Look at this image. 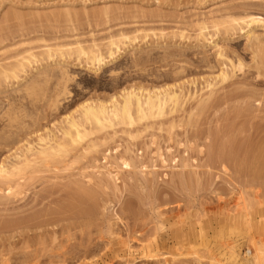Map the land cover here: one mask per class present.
Returning a JSON list of instances; mask_svg holds the SVG:
<instances>
[{
	"label": "rangeland",
	"instance_id": "rangeland-1",
	"mask_svg": "<svg viewBox=\"0 0 264 264\" xmlns=\"http://www.w3.org/2000/svg\"><path fill=\"white\" fill-rule=\"evenodd\" d=\"M252 16L264 0H0V264H264V29L248 38ZM165 86L182 100L165 115L38 158L85 100Z\"/></svg>",
	"mask_w": 264,
	"mask_h": 264
},
{
	"label": "bare ground",
	"instance_id": "bare-ground-1",
	"mask_svg": "<svg viewBox=\"0 0 264 264\" xmlns=\"http://www.w3.org/2000/svg\"><path fill=\"white\" fill-rule=\"evenodd\" d=\"M230 16V15H229ZM233 17V16H232ZM237 18V17H236ZM242 18V17H241ZM241 18H237V20L236 19H234V18H232L231 20L232 21H238L239 19H241ZM251 18V19H250ZM250 18H248L249 20H245V25L249 28L247 31H246V34H247V36H248V38H259L260 39V36H259V34L257 35V33L255 32V30H254V26H261L263 29H264V18H262V17H260V16H252V17H250ZM226 20H227V18H225ZM232 21H230V22H232ZM241 21H244V19L243 20H241ZM239 22L240 21H238L237 23L239 24ZM236 23V22H235ZM234 23V25L236 26V24ZM230 26H232L231 24H230ZM229 26L227 25V28H228ZM233 28H234V26H233ZM241 28H244L243 26L241 27ZM231 29H232V27H231ZM228 30V29H227ZM259 36V37H258ZM254 39V40H255ZM261 40V39H260ZM259 42V41H258ZM113 43H115L114 41H113ZM259 44H260V42H259ZM80 49V50H79ZM78 49V51H80L81 52V55L83 54H85V56H88L87 57V59L88 60H91V63H92V65L93 64H95V63H97L99 66H101L102 64H104V63H107V61H104V57H102V56H99V55H97V54H99V53H96L95 52V54L93 53V55L91 54L92 52H88L87 50H84V49H81V47ZM111 50V49H110ZM77 51V52H78ZM109 53H111V57H113V52H109ZM88 54V55H87ZM81 55L79 54V56H78V58H80L81 57ZM223 53L222 52H220L219 53V56L220 57H223ZM115 57V56H114ZM114 57H113V59H114ZM81 59V58H80ZM27 60H29V58H27ZM112 60V59H111ZM21 62V64H22V67L25 65H23V63H25V62H22V61H20ZM104 62V63H103ZM89 63H90V61H89ZM20 64V63H19ZM21 64H20V67H21ZM242 64V62L240 63V65ZM94 67H96V65L94 66ZM232 67H233V65H232ZM15 68H17L18 69V67H15ZM99 68V67H98ZM234 68V67H233ZM17 69H12V70H15V71H13V74H14V72H16V70ZM5 70V69H4ZM3 70V71H4ZM8 70H10V69H8ZM8 70H5V72H9ZM230 71V70H229ZM234 71V70H233ZM5 72H4V74H3V72H1L3 75H4V77L6 76V75H10L11 76V71H10V73H6V75H5ZM232 73V72H231ZM231 73H230V75H231ZM12 74V75H13ZM16 74V73H15ZM13 75V77H15V76H17V74L16 75ZM8 75V76H9ZM220 75V74H219ZM221 78H223V79H227V77L229 76V73H228V71L225 69V70H222V73H221ZM12 77V76H11ZM6 78H7V76H6ZM17 78V77H16ZM8 79H10V77H8ZM167 85V84H166ZM171 85H173V84H170V86ZM166 87V86H165ZM164 87V88H165ZM172 87V86H171ZM141 88V87H140ZM138 89L137 90V87L135 88V89H133V87H132V89H129V90H126L125 89V91H123V93H122V95H120L121 96V99H118V98H113L112 97V100L110 101V102H106V101H100V102H94V101H89V100H85V102H83V104H81V110L79 111V115H81L82 114V118L81 119H79V120H77L75 117H74V115L72 116V114H70V115H67L66 117V119H67V122H66V120H65V122L68 124V128H67V124H66V126H65V128H64V131H63V133H64V140H62V139H60L59 141H56V140H54L53 142H54V144H52L51 142H49V141H47V142H49L48 144V146H47V144H46V146L44 147V148H42V147H40V148H38V150H39V152L37 151V149L36 148H34V149H36V151L38 152V153H40L41 155H38V158L39 157H43L44 159L45 158H50V157H56V156H58L61 152H64V151H67V150H69V148H71V146H76L78 143H82L83 142V140H85V138H88L87 136L88 135H91V133H93L96 129H104V127H108V125H114V124H116V125H118V124H135V123H137V122H139V121H142V120H146V119H148V118H151V117H155L156 118V116L157 117H159L160 115H163L164 113H165V108H167L166 106L170 103L171 105H172V107H173V109H174V107L176 108V106H178L179 105V101H182V100H179V94L175 91V90H173L172 88H163L164 90H162V88L161 89H157V90H155L154 89V91L152 92V91H146V90H142L141 91V89ZM146 91V92H145ZM181 99V98H180ZM181 104V103H180ZM183 104V103H182ZM169 107H171L170 105H169ZM179 108V107H178ZM80 109V108H79ZM172 109V110H173ZM176 110V109H175ZM169 111V110H168ZM166 112H167V110H166ZM172 112V111H171ZM170 112V113H171ZM81 113V114H80ZM168 113V112H167ZM165 115V114H164ZM69 116V117H68ZM76 116V115H75ZM78 117V116H77ZM80 117V116H79ZM63 130V129H62ZM97 131V130H96ZM99 131H101V130H99ZM46 136V135H45ZM47 136H49V134L47 135ZM43 137L42 135L41 136H39V139H40V141H44V142H46V140H48V138L49 137ZM51 136V135H50ZM62 136V137H63ZM54 137V136H53ZM53 137H51L52 139H53ZM56 137V136H55ZM57 138V137H56ZM50 139V138H49ZM59 139V138H58ZM57 139V140H58ZM56 141V142H55ZM82 141V142H81ZM46 142V143H47ZM43 144V143H42ZM41 144V145H42ZM76 144V145H75ZM44 145V144H43ZM79 145V144H78ZM94 146V145H93ZM33 148H31V146H29L26 150L27 151H31ZM33 149V150H34ZM71 150V149H70ZM261 150H263V149H261ZM27 153V152H26ZM67 153V152H66ZM37 154V153H36ZM58 154V155H57ZM257 154V153H256ZM56 155V156H55ZM60 155H62V153L60 154ZM37 156V155H36ZM262 156H263V153H262ZM25 158H27V156L25 157ZM42 158V161H44V159ZM47 158V159H48ZM29 159V158H28ZM46 159V160H47ZM27 160V159H26ZM24 161L22 164L23 165H25L24 163H26L27 164V162L28 161ZM4 161V160H3ZM2 161V163H1V165H0V172H6L7 173V171L9 172L10 171V169L8 168V166H7V163L6 164H4L3 165V163H5V162H3ZM30 161V160H29ZM32 161V160H31ZM19 162V161H18ZM20 163V162H19ZM29 164L28 165H30V163L31 162H28ZM264 163V162H263ZM12 164H15V163H12ZM11 164V165H12ZM18 164V163H17ZM22 164H19V165H17V166H19L20 167V165L22 166ZM7 167H6V166ZM10 165V164H9ZM15 166V165H14ZM16 166V168H18ZM10 167V166H9ZM9 170H8V169ZM13 168V170H14V168L15 167H12ZM19 169V168H18ZM11 172H13L12 170H11ZM13 174V173H12ZM0 175H3V174H0ZM6 175V174H5ZM8 175V174H7ZM2 177V176H1ZM7 177H9V176H7ZM6 178V177H5ZM253 205V204H252ZM251 205V206H252ZM252 208V207H251ZM254 210H255V208H254ZM247 212V211H246ZM252 212H254L253 210H252ZM229 213V212H228ZM214 214V215H213ZM212 214V217L214 218V216H215V214L216 213H213ZM227 214V213H226ZM211 215V214H210ZM209 214L207 215V216H209L211 219H212V217L210 216ZM218 214H216V216H217ZM254 215H255V213H254ZM226 216V223L225 224H228L229 223V221H230V217H229V215H225ZM228 216V217H227ZM208 217V218H209ZM209 218V219H210ZM218 218V217H217ZM216 218V219H217ZM233 218V216L231 217V219ZM254 218V217H253ZM196 219V218H195ZM229 219V220H228ZM209 221H212V220H209ZM231 221H233V219L231 220ZM214 222H215V218H214ZM196 223V222H195ZM199 223H201L200 221H199ZM198 223V224H199ZM211 223L212 222H210V225H211ZM216 223V222H215ZM232 223V222H231ZM180 224V223H179ZM185 224V223H184ZM197 224V223H196ZM217 224V223H216ZM215 224V226H217ZM164 225V224H163ZM231 226V224H228V226ZM161 226V225H160ZM177 226H179V225H177ZM177 226H175V228H174V231H175V229H176V227ZM187 226V225H186ZM185 226V227H186ZM198 226V225H197ZM212 227H213V225H211ZM214 226V228L216 229V227ZM262 226V225H261ZM169 227V226H168ZM263 227V226H262ZM261 227V228H262ZM178 228V227H177ZM166 229V228H165ZM173 229V228H172ZM180 231H181V229H180V227L178 228ZM189 229V228H188ZM199 229H201L200 227H199ZM161 230V229H160ZM164 230V229H163ZM162 230V231H163ZM168 230H170V228L168 229ZM177 230V229H176ZM191 230V229H190ZM189 230V231H190ZM203 230V229H202ZM188 231V232H189ZM200 231V230H199ZM169 232V231H168ZM187 232V233H188ZM201 232V231H200ZM260 232H261V230H260ZM264 231H262V233H263ZM157 233V232H156ZM176 234V232H174V236H175V239H177V238H179L180 239V232L178 231L177 232V234ZM189 234V233H188ZM187 234V235H188ZM191 235H192V233H190ZM201 235V234H200ZM199 235V236H200ZM176 236H178L177 238H176ZM190 236V235H189ZM188 236V237H189ZM190 238H193V237H191L190 236ZM189 239V238H188ZM196 239H198L197 237H196ZM178 240V239H177ZM192 240V239H191ZM176 241V240H175ZM179 241V243L178 244H180V242H181V240H178ZM175 243V242H174ZM252 244H254L253 243V241L251 242ZM260 243H262L263 244V242H261L260 241ZM250 246H252V245H250ZM261 246V245H260ZM255 247V246H254ZM259 248V247H258ZM263 248V247H262ZM250 250H251V253H250V255H251V257H255L256 255H255V251L253 250V247H251V248H249ZM255 249V248H254ZM258 251V250H257ZM261 252V251H260ZM262 257V256H261ZM261 257H260V259H261ZM258 258V257H257ZM256 259V258H255ZM260 259H258V260H260ZM258 260H257V263H258ZM256 261V260H255ZM245 262V261H244ZM261 263H263V262H261ZM245 264V263H244ZM254 264H256V262L254 263Z\"/></svg>",
	"mask_w": 264,
	"mask_h": 264
}]
</instances>
